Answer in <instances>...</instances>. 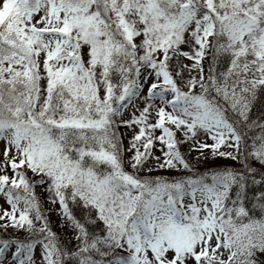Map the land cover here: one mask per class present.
I'll use <instances>...</instances> for the list:
<instances>
[{"label":"snow or ice","instance_id":"1","mask_svg":"<svg viewBox=\"0 0 264 264\" xmlns=\"http://www.w3.org/2000/svg\"><path fill=\"white\" fill-rule=\"evenodd\" d=\"M261 91L264 0H0V231L26 234L0 238V264H37V246L41 264H264V193L259 218L244 205L248 178L262 182L264 122L250 119ZM185 143L241 168L199 172Z\"/></svg>","mask_w":264,"mask_h":264},{"label":"trees","instance_id":"2","mask_svg":"<svg viewBox=\"0 0 264 264\" xmlns=\"http://www.w3.org/2000/svg\"><path fill=\"white\" fill-rule=\"evenodd\" d=\"M250 119L252 120H258V121H262L264 122V91H261L258 93V99L253 103L251 112H250ZM126 128H121L120 132L124 134L123 136V144L124 147L127 148L128 147V141L130 140L128 133L126 132ZM258 131V130H257ZM255 131L252 133H249V135H254ZM178 138H179V134H178ZM180 151L185 155V158L189 161L190 164L193 165V167L199 171V172H203L205 170L208 169H219V168H223L225 166L227 167H232V168H236V169H240L241 165L237 163H235L232 160L229 159H224V158H216V159H212L214 162V164H208V159H205L204 157L202 158L200 156V154H198L197 152H193L190 151L192 145L191 143H185V144H181L180 146ZM188 153V157L186 156V154ZM161 154V152H156L155 155ZM131 155L130 153H125V159H127V157ZM162 155V154H161ZM192 155V161L190 160V156ZM207 155V154H206ZM208 156L211 157V155L209 154ZM197 158H199V163H197ZM208 160V161H207ZM155 166V161H151L148 165V167H154ZM127 167V165H126ZM253 167H255L258 171L255 174V179L256 180H260L262 181L261 183L257 184V183H253V178L249 177L247 180V189H246V200L244 201V205L246 207L247 210H249V214L252 216H255L257 218H259L262 215L261 209L258 207V201L256 199V194L259 193H264V176L261 175V173H264V170H262L260 168V166L258 164L254 165ZM128 170L130 171L131 169L128 168ZM160 172L159 170L154 171L153 173H157ZM152 173V174H153ZM165 174V176H169V177H174V176H179L182 173L181 172H176V173H163ZM31 175V173L29 174V176ZM31 178V176H30ZM34 179V178H32ZM47 187V185H36L34 191H35V195L37 197V199H44V202H40L39 204L42 205L41 211L45 212V208L47 210H49V214L51 216V218H48L45 214V216L48 218V221H50V219H53V224L51 227V230L55 233L54 228L56 227L57 229L61 228L63 230L62 235H57V239L60 243V246L62 248V250H65L67 252H72L75 251L77 246H78V242L74 239V230L70 227V225H68L65 222V219L62 217L61 215V210H60V205L58 204V208L54 207V204L51 203L46 196L38 193V190L41 188H45ZM23 194V193H22ZM232 197L235 198V190L231 193ZM46 198V199H45ZM259 203H264V201H260ZM69 208L70 210L73 212V214L81 220V222H84V218L86 216H88L89 214L79 205L77 204H73L71 201H69ZM94 219V217H93ZM102 226V225H101ZM88 230L90 232H98L99 229L97 228L96 225H87ZM66 234V243L63 244L62 242V238L64 237L63 235ZM23 237V236H22ZM0 238H12V236L10 234H5L3 232H0ZM67 246H70V248H67ZM121 254H125V253H121ZM95 258H99V257H95ZM227 258V255L225 254V259ZM264 258V257H262ZM65 264H78V258H74L71 257L70 255L65 257Z\"/></svg>","mask_w":264,"mask_h":264},{"label":"rangeland","instance_id":"3","mask_svg":"<svg viewBox=\"0 0 264 264\" xmlns=\"http://www.w3.org/2000/svg\"><path fill=\"white\" fill-rule=\"evenodd\" d=\"M146 92H147V86H145V88H144V93L146 94ZM136 105H138L139 107H143L144 105H143V102L141 101V100H137V101H135L134 102ZM131 114H132V109L130 108L128 111H126L125 113H124V119H129L130 117H131ZM139 113H137V115H138ZM126 132L128 133V135H129V138H131V136L133 135V132L130 130V129H127L126 128ZM160 133L159 132H157V135H159ZM200 139H201V141H205V142H207L208 144H211V143H213V141H211V139H209V138H207V137H204V136H201L200 137ZM3 147H4V145H3V143H0V161H3ZM223 150V149H222ZM156 152H159V151H156ZM155 152V153H156ZM198 154H200L199 152H197ZM207 154V155H206ZM211 155V150L210 149H204V155L203 156H201L202 158L204 157H207V159L209 160H207L208 161V164L207 165H209V164H214L213 162V160H212V158L210 157V156H208V155ZM157 156H162L161 154H158ZM186 156L188 157V153L186 154ZM190 157L192 156V155H189ZM190 160L192 161V157L190 158ZM236 163V162H235ZM238 165V164H237ZM254 165H256V164H254ZM253 165V166H254ZM259 165V164H258ZM260 166V165H259ZM260 168H261V166H260ZM262 170H264V168H261ZM161 173H153V175H164L165 176V174H163V173H169V174H171V173H176L177 171H175V170H159ZM7 174L8 175H12V173H11V171L9 170L8 172H7ZM30 174V173H29ZM142 175H143V173H141ZM31 176V175H30ZM31 178H34V179H38V178H35V177H31ZM38 193H40V194H42V195H44V196H46L47 197V199L50 201L52 198H53V194L52 193H50L49 191H47V187H45V188H41V189H39L38 190ZM46 199V198H45ZM38 201H39V203L40 202H44V199H41V197H40V199H38ZM58 203V202H57ZM57 203H55L54 204V207H56V208H58V204ZM40 205V204H39ZM41 207H42V205H40ZM6 207H8V205L7 204H5L4 203V201H3V199L2 198H0V211H2V208H6ZM43 208H45V212H43V214L45 215L46 214V216L48 217V218H51V216H50V214H49V210H47L46 209V207H44L43 206ZM59 209V208H58ZM52 224H53V219H50V221H49V227L51 228L52 227ZM54 231H55V233H56V236L57 235H62V232H63V230L61 229V228H59V229H57L56 227L54 228ZM0 232H2V231H0ZM6 234H10L12 237H17V238H23L22 236H24V235H26L25 233H23V232H20V233H17V232H15L14 230H12V229H9L8 230V232L6 233ZM64 237L62 238V242H63V244L64 243H66L67 241H66V234H64L63 235ZM65 245V244H64ZM67 248H70V246H67ZM14 250V249H13ZM9 256H10V253L8 254ZM34 256H35V259H36V261H37V264H41V257H40V247L39 246H37V248L35 249V251H34Z\"/></svg>","mask_w":264,"mask_h":264}]
</instances>
